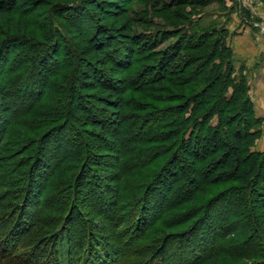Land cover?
Masks as SVG:
<instances>
[{"label":"trees","instance_id":"obj_1","mask_svg":"<svg viewBox=\"0 0 264 264\" xmlns=\"http://www.w3.org/2000/svg\"><path fill=\"white\" fill-rule=\"evenodd\" d=\"M136 2L171 26L182 19L177 41L157 49L175 29H133L153 25ZM86 3L109 24L83 15ZM209 3L0 0V264H264V150H253L261 118L226 30L190 19ZM19 47L37 49L30 68L20 55L9 65ZM63 49L74 62L53 67L48 56ZM77 86L112 109L88 110ZM85 133L114 154L109 184L88 167L106 156ZM84 188L94 217L76 197Z\"/></svg>","mask_w":264,"mask_h":264},{"label":"rangeland","instance_id":"obj_2","mask_svg":"<svg viewBox=\"0 0 264 264\" xmlns=\"http://www.w3.org/2000/svg\"><path fill=\"white\" fill-rule=\"evenodd\" d=\"M19 1V0H16ZM22 8L24 7V2H21ZM19 4V5H20ZM109 8V7H106ZM132 10H136L138 13V16H141L142 18H145V20H151L153 25L151 26H145L142 22H135L131 25V27L139 32H145V33H152L154 31H159L163 29L168 30H174L175 33L170 35L160 46L157 47V49H162L163 47H166L167 45H170L173 42L177 41L178 37V31L179 27L185 23L182 21V19H172V21H175V25L171 26L169 21H166L165 19L157 16L155 13H153L152 8L153 6H147L140 4L138 2L134 3L130 6ZM187 9H191L186 7ZM86 12L83 15H93V18L95 20H98V17L102 16V11L100 12V9L96 5H90L88 3L85 4ZM174 10L176 8H173ZM147 11L145 14H142V12ZM41 11V10H40ZM171 12V11H170ZM41 14V12H39ZM137 16V15H136ZM103 19H100L99 21L102 24H109L110 21H108L106 16H102ZM190 19H193L194 22L196 20H199L197 23L198 25H216L218 27H222V29H225L226 33V42L229 44L230 48L232 49L233 53V64L235 70L238 72H242L248 81L249 87H250V96L251 100L254 105L255 113L258 117L261 118V124L259 126L260 128V134L258 136V139H256L253 150L262 151L264 150V0H210V3L205 6L204 8H194V13L190 15ZM87 23V20H86ZM3 25V21L0 20V26ZM6 30V29H5ZM70 29H66L69 35L71 37H77L76 32H69ZM110 32V30H109ZM2 39V38H1ZM14 41V40H13ZM124 41L130 45L133 46L135 42L124 39ZM113 42V41H112ZM10 45V48L12 49V46L14 45V42H9L7 46ZM112 47H114V43H112ZM111 47V48H112ZM14 48V47H13ZM19 49V50H17ZM16 52L12 53L10 56L9 65H13L16 62H14L18 56H22L25 59H27L28 63L26 64V67L30 68L32 62H36V55H37V49H29L28 47H19L17 48ZM8 50V51H9ZM61 52L51 54L48 56L50 64L54 67L55 65L63 66L64 64L71 65L72 61L74 62V58L71 54H68V51L63 49L60 50ZM17 57V58H16ZM89 60H91V56H86L82 58L81 60L76 59L75 62L77 64L79 63L80 66L87 63ZM1 68V67H0ZM3 70V69H1ZM0 70V87H4L6 85L5 81L3 79L6 78V71ZM80 79H86L82 76V74H79ZM77 92L75 97L78 95V99L81 96V99L84 103V106H87L88 110H95L98 106L104 105L105 108L112 109V106H108L107 104H100L97 102V100L93 99L91 96H85L84 90L77 86ZM53 90H47L46 97H49V99L55 98L54 93H52ZM84 93V94H83ZM70 102V101H69ZM84 113V111H82ZM6 115V114H5ZM7 117V115H6ZM2 118H4V115L2 114L0 116V121L2 122ZM7 118H11L8 116ZM156 118V117H154ZM68 127V126H66ZM81 127V126H79ZM58 130V129H57ZM66 137L69 136L71 133L69 132V129L65 128ZM100 133V132H99ZM102 135V134H101ZM52 136H57V133L55 132ZM98 136V135H97ZM97 136L89 135L85 133V137L89 139V143L91 146H93L92 153L100 154L103 152V150H99V139ZM71 138L73 139V135H71ZM108 139H111L108 137ZM49 147H52V145L49 143ZM177 152L180 157L185 158V160L190 161L189 158H187L185 152L183 149L177 147ZM106 152H103V154L106 156L105 158H101V160H97L93 162L92 159L88 158L87 161L88 167L92 168L94 170H98L96 173L99 177L104 178L105 182L107 184L110 183L108 181V175L106 176V171L108 170V167L106 163L113 159L114 155L113 153L105 154ZM93 157V156H92ZM51 162V166L53 168L54 161ZM105 164V165H104ZM40 170H43V166H41ZM39 173V172H38ZM87 174V173H86ZM41 175V174H40ZM48 174L45 173V175H41L43 179L41 180L42 183H44L45 179L48 177ZM89 175V174H87ZM83 184L89 188V185H91L90 178L86 177L85 180H83ZM83 193H80V195H76L77 198L80 200V206L84 207L85 210L90 214L89 216L94 217L96 214V209L94 207H91L90 203V196L87 193L88 189L84 188ZM70 194H72V191L70 190ZM84 202V203H82ZM90 202V203H89ZM145 204V203H144ZM151 205V206H150ZM150 208H154V204H150ZM90 206V208H89ZM94 222L100 223L103 227L105 226L104 232L101 231L103 234L109 236L111 240H113V244L121 247V245L115 241V233H114V227L109 224V219L104 218V216H96L93 219ZM109 225V227H107ZM76 230L78 227L77 219L73 221V224L71 226ZM77 231V230H76ZM122 237V236H121ZM135 238V235L133 236ZM128 236H123V240L127 242Z\"/></svg>","mask_w":264,"mask_h":264}]
</instances>
